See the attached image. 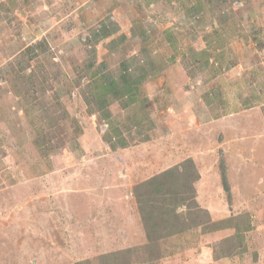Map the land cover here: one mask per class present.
I'll return each mask as SVG.
<instances>
[{
  "label": "rangeland",
  "instance_id": "rangeland-1",
  "mask_svg": "<svg viewBox=\"0 0 264 264\" xmlns=\"http://www.w3.org/2000/svg\"><path fill=\"white\" fill-rule=\"evenodd\" d=\"M262 139L264 0H0V264H264ZM186 161L200 262L138 203Z\"/></svg>",
  "mask_w": 264,
  "mask_h": 264
},
{
  "label": "trees",
  "instance_id": "trees-1",
  "mask_svg": "<svg viewBox=\"0 0 264 264\" xmlns=\"http://www.w3.org/2000/svg\"><path fill=\"white\" fill-rule=\"evenodd\" d=\"M168 38L171 46L173 47V50H176L177 42L173 39L172 35H169ZM146 74L147 75L144 76H150L148 75L150 73ZM139 81L140 80L137 79L136 83ZM124 85L125 88L127 87L128 91H131L132 88L131 86H129V83H125ZM99 86L105 89L104 92H107L110 89L118 88L119 85L117 84V81L113 79L110 81H106V84ZM189 162H182V164H179L174 168L168 169L159 175L151 177L142 186L143 190L147 192L145 193V195L138 198V203L142 211V217L146 228L148 229L147 231L149 232L151 240H156V238L161 240L163 238V234H166L167 232L169 233L166 235H175L183 232L185 228L179 226L187 224V215L189 214L188 212L194 205H198L197 209L199 213H195L194 210L192 217L197 215L198 221L196 223L197 225L202 226L203 232L222 229L215 226L213 229L205 230L206 226L209 223V219H203V215L207 216V218L209 215L206 214V210H200L203 208L197 202V193L196 189L193 186L194 181H196L200 177V173L193 161ZM178 168H180L182 171L183 169H185L183 175L176 171L178 170ZM150 195L155 196V198H157L159 201L156 200V202H152ZM198 217H200V219ZM157 227L158 229L161 228V231H164V233L161 232V235L154 233L157 230ZM151 232L153 235L151 234ZM115 255L116 259H118L119 253ZM226 256L229 257V255ZM76 264H92V262H90V260H80L77 261Z\"/></svg>",
  "mask_w": 264,
  "mask_h": 264
},
{
  "label": "crops",
  "instance_id": "crops-1",
  "mask_svg": "<svg viewBox=\"0 0 264 264\" xmlns=\"http://www.w3.org/2000/svg\"><path fill=\"white\" fill-rule=\"evenodd\" d=\"M262 142L264 143V139H262ZM222 230H216V231H212V232H207L205 236V238L207 239L206 242L203 243V246L202 247V251L201 253L198 251L196 253H193V258H192V261H195V262H200V260H204L205 259V254H208L210 255V251H208L207 249V244L210 243V242H213L214 240H216L217 238V235L221 232Z\"/></svg>",
  "mask_w": 264,
  "mask_h": 264
}]
</instances>
